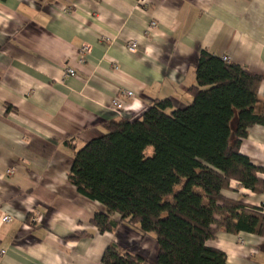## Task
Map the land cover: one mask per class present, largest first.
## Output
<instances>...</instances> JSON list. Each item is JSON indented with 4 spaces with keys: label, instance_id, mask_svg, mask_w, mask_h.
<instances>
[{
    "label": "crops",
    "instance_id": "obj_1",
    "mask_svg": "<svg viewBox=\"0 0 264 264\" xmlns=\"http://www.w3.org/2000/svg\"><path fill=\"white\" fill-rule=\"evenodd\" d=\"M200 50L262 77L260 111L264 0H0V218L11 217L0 221V264H103L110 243L155 260L151 236L123 222L102 233L91 225L106 208L68 172L106 122L137 118L157 99L186 105ZM116 96L121 116L110 106ZM240 152L264 168V125L248 130ZM221 194L264 215V192L232 180ZM206 245L228 264H264V233L220 231Z\"/></svg>",
    "mask_w": 264,
    "mask_h": 264
},
{
    "label": "trees",
    "instance_id": "obj_2",
    "mask_svg": "<svg viewBox=\"0 0 264 264\" xmlns=\"http://www.w3.org/2000/svg\"><path fill=\"white\" fill-rule=\"evenodd\" d=\"M194 73L186 105L154 100L137 118L106 122L73 156L70 184L106 208L91 225L102 233L123 222L157 246L149 262L110 243L103 264H228L207 241L220 231L264 233L263 214L221 194L232 180L264 192V168L240 152L248 130L264 125V103L256 111L262 77L206 50Z\"/></svg>",
    "mask_w": 264,
    "mask_h": 264
},
{
    "label": "built area",
    "instance_id": "obj_3",
    "mask_svg": "<svg viewBox=\"0 0 264 264\" xmlns=\"http://www.w3.org/2000/svg\"><path fill=\"white\" fill-rule=\"evenodd\" d=\"M155 25V22H151V27H153ZM136 42L135 41H130L127 43V48L130 51H133L136 49ZM90 51L89 46L84 45L80 48V52L82 54H87ZM223 61L226 62H230V58L227 55H222L221 56ZM65 74L68 76H73L75 74L74 70L72 68H66L65 70ZM120 94L125 95L127 97H131L133 96V93L130 90H121ZM110 106L112 107V109L116 112V114H118V116H121L124 110V104L123 101L119 98V97H114L111 100V104ZM7 173H10V170L7 171ZM11 217L9 215H4L0 218V221L2 222H8L10 221Z\"/></svg>",
    "mask_w": 264,
    "mask_h": 264
},
{
    "label": "rangeland",
    "instance_id": "obj_4",
    "mask_svg": "<svg viewBox=\"0 0 264 264\" xmlns=\"http://www.w3.org/2000/svg\"><path fill=\"white\" fill-rule=\"evenodd\" d=\"M147 242H148V244L151 246V241L150 240H147ZM149 248H151V247H149ZM154 250V249H153Z\"/></svg>",
    "mask_w": 264,
    "mask_h": 264
}]
</instances>
